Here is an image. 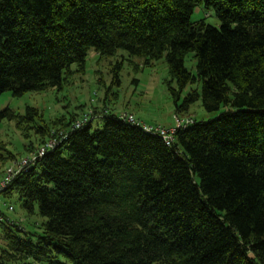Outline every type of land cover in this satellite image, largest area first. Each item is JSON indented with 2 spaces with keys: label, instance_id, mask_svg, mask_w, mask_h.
<instances>
[{
  "label": "trees",
  "instance_id": "obj_1",
  "mask_svg": "<svg viewBox=\"0 0 264 264\" xmlns=\"http://www.w3.org/2000/svg\"><path fill=\"white\" fill-rule=\"evenodd\" d=\"M201 5L220 26L192 20ZM91 51L97 65L121 60L110 62L111 86L98 77L103 106L81 127L82 104L36 127L37 108L0 111L27 139L35 128L25 153L66 133L3 193L45 220L31 232L6 215L0 264H264V0H0V95L83 80ZM120 51L135 72L165 60L177 112L201 101L220 114L189 116L171 145L114 114ZM0 150L2 162L17 158Z\"/></svg>",
  "mask_w": 264,
  "mask_h": 264
},
{
  "label": "rangeland",
  "instance_id": "obj_2",
  "mask_svg": "<svg viewBox=\"0 0 264 264\" xmlns=\"http://www.w3.org/2000/svg\"><path fill=\"white\" fill-rule=\"evenodd\" d=\"M202 19L215 26H220L221 23L214 9H209L205 5L198 6L192 15V20L195 22ZM120 54L127 57L120 73L121 82L119 85L112 86L111 94L107 99V108L114 114L129 113L133 114L143 125H162L166 127L175 125L174 118L178 117L176 114L186 118L190 116L197 121H208L220 114L221 111L207 112L201 101L193 104L188 113L177 112L175 101L168 92L167 85L164 82V79L169 75L165 60L157 61L155 67H145L140 72H135L127 53L120 51ZM97 58V54L91 51L87 58V74L84 79L81 80L80 75L75 74L72 84L64 86L62 89L54 88L45 92H28L23 96H14L11 91L3 92L0 95V111L10 108L16 114L23 115L26 113L27 107L37 108L42 117H35V122L31 123L33 127H36L42 124L43 121L50 122L56 116L74 111L76 106L80 104L85 105L83 109L85 113L93 111L94 106H103L102 99L105 96V89L98 83V77L102 76L106 85L111 86L110 62L114 64L121 59L118 57L108 62L102 61L101 65H97ZM186 65L193 74H197V61L193 54L187 56ZM96 70H100V75L95 72ZM134 79H138V82H135ZM189 90L190 87L184 91L183 96ZM180 102H182V99ZM83 112L79 111L81 114ZM96 124L97 122L94 126ZM30 131L33 134L27 139L17 127L16 120L4 119L0 123V143L6 144L8 150L17 154L16 159L7 162L0 161V180L7 177L10 173L22 171L25 168L21 166L23 159L37 150L39 154L43 149L42 146L49 141L48 139L45 144L39 145L31 152L25 153L24 145L30 141H36L35 128ZM53 131H56V129ZM0 152L5 153L6 151L0 150ZM4 199L6 200V207L2 206V208L9 219L19 223L27 231L42 232V229L37 226L45 220L44 217L38 213L28 215L15 196ZM9 205H12L13 208L9 209ZM19 234L25 236L24 232H19ZM29 236L36 240L34 235ZM0 247H5V243L1 239ZM28 262H32V260H28ZM10 264L16 263L12 262ZM35 264L40 263L35 262Z\"/></svg>",
  "mask_w": 264,
  "mask_h": 264
},
{
  "label": "built area",
  "instance_id": "obj_3",
  "mask_svg": "<svg viewBox=\"0 0 264 264\" xmlns=\"http://www.w3.org/2000/svg\"><path fill=\"white\" fill-rule=\"evenodd\" d=\"M91 118V112H88L84 115L83 119L77 121L74 125V128H79L82 125H84L89 119ZM121 118L126 120L127 122L133 124V125H141L144 129V131L155 134V135H160L164 141L166 142L167 145H171L175 139V133L179 127H185L189 124L193 123L192 118H180L176 117L175 118V125L172 127H166L162 125H156V126H148V125H143L139 120L135 118L133 114L129 113H123L121 115ZM66 133L63 131H60L57 135H53L49 139V141L42 146V150L38 154V150L23 159V164L21 166L28 167L30 163H33L36 161L38 158L42 157L50 148H53L55 145L59 144L60 141L63 140ZM59 136V137H58ZM41 148V147H40ZM21 162V161H20ZM20 169V167H19ZM21 170L15 172V173H10L7 177L4 179H1L0 181V221L4 220L6 213H4V210L2 206H5L6 200L3 198V193L7 190L9 183L11 182L12 178L14 177L15 174L19 173ZM6 207V206H5ZM13 206L9 205V209H12Z\"/></svg>",
  "mask_w": 264,
  "mask_h": 264
}]
</instances>
